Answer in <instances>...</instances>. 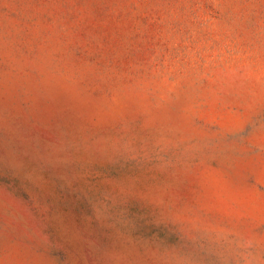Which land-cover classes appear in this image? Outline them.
<instances>
[{
  "label": "rangeland",
  "instance_id": "rangeland-1",
  "mask_svg": "<svg viewBox=\"0 0 264 264\" xmlns=\"http://www.w3.org/2000/svg\"><path fill=\"white\" fill-rule=\"evenodd\" d=\"M0 264H264V0H0Z\"/></svg>",
  "mask_w": 264,
  "mask_h": 264
}]
</instances>
